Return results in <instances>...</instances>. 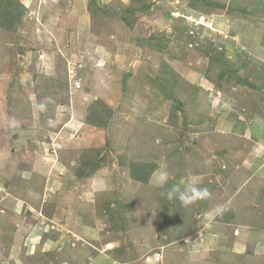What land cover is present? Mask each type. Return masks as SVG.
<instances>
[{
    "label": "rangeland",
    "instance_id": "374dc122",
    "mask_svg": "<svg viewBox=\"0 0 264 264\" xmlns=\"http://www.w3.org/2000/svg\"><path fill=\"white\" fill-rule=\"evenodd\" d=\"M162 168L210 197L163 198ZM259 241L264 0H0V264H263Z\"/></svg>",
    "mask_w": 264,
    "mask_h": 264
},
{
    "label": "clouds",
    "instance_id": "9594fccd",
    "mask_svg": "<svg viewBox=\"0 0 264 264\" xmlns=\"http://www.w3.org/2000/svg\"><path fill=\"white\" fill-rule=\"evenodd\" d=\"M50 97H46L41 102L35 105V108L39 112H45L47 110L48 103H52ZM20 125L18 122L13 121L10 125L11 134H15L19 129ZM170 180V173L166 168H162L158 171L155 176V184L161 189H165L160 193V195L171 201L178 200L182 207H189L197 203L208 199L210 197V192L207 187L199 186L198 181L194 179H189L181 184H172L171 187H168ZM228 210L227 205L219 204L217 205L212 212L209 214V218L222 216Z\"/></svg>",
    "mask_w": 264,
    "mask_h": 264
},
{
    "label": "crops",
    "instance_id": "0c3cea01",
    "mask_svg": "<svg viewBox=\"0 0 264 264\" xmlns=\"http://www.w3.org/2000/svg\"><path fill=\"white\" fill-rule=\"evenodd\" d=\"M261 223H262V220H260ZM260 228V225L258 226V229ZM258 232V231H257ZM261 242V241H259ZM262 244L259 245V243L257 244H254L255 246V249L258 248V250H256V252L254 251L253 254L251 255V259L254 261V260H260V261H263V264H264V243L261 242Z\"/></svg>",
    "mask_w": 264,
    "mask_h": 264
},
{
    "label": "bare ground",
    "instance_id": "6f19581e",
    "mask_svg": "<svg viewBox=\"0 0 264 264\" xmlns=\"http://www.w3.org/2000/svg\"><path fill=\"white\" fill-rule=\"evenodd\" d=\"M23 2V1H22ZM23 5H25L26 7L28 6V4L27 3H23ZM103 66V64L101 63V64H99V62L96 64V67H102ZM60 117H62L61 116V114H58V119L60 118ZM260 244H262V243H260ZM107 249H111L112 248V245L111 244H108L107 246Z\"/></svg>",
    "mask_w": 264,
    "mask_h": 264
},
{
    "label": "trees",
    "instance_id": "16d2710c",
    "mask_svg": "<svg viewBox=\"0 0 264 264\" xmlns=\"http://www.w3.org/2000/svg\"><path fill=\"white\" fill-rule=\"evenodd\" d=\"M140 167V166H139ZM141 167H144V165H142ZM133 176V175H132ZM143 180V179H142ZM142 180H140V181H142Z\"/></svg>",
    "mask_w": 264,
    "mask_h": 264
}]
</instances>
